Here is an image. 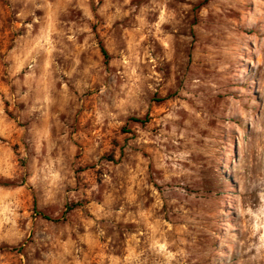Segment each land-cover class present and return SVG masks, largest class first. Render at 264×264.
I'll list each match as a JSON object with an SVG mask.
<instances>
[{"label":"clouds","instance_id":"1","mask_svg":"<svg viewBox=\"0 0 264 264\" xmlns=\"http://www.w3.org/2000/svg\"><path fill=\"white\" fill-rule=\"evenodd\" d=\"M0 264H264V0H0Z\"/></svg>","mask_w":264,"mask_h":264}]
</instances>
